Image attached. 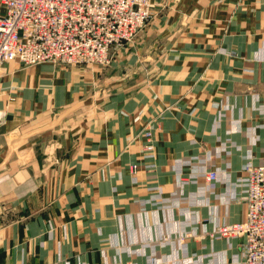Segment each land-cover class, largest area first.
<instances>
[{"label":"crops","instance_id":"0c3cea01","mask_svg":"<svg viewBox=\"0 0 264 264\" xmlns=\"http://www.w3.org/2000/svg\"><path fill=\"white\" fill-rule=\"evenodd\" d=\"M5 70L0 264H235L203 232L264 158V0H153L108 66Z\"/></svg>","mask_w":264,"mask_h":264},{"label":"built area","instance_id":"2783aa9c","mask_svg":"<svg viewBox=\"0 0 264 264\" xmlns=\"http://www.w3.org/2000/svg\"><path fill=\"white\" fill-rule=\"evenodd\" d=\"M0 6V79L6 65L15 61L25 66H108L153 16L152 0H0ZM142 137L147 141L144 149L153 152L152 130L146 129ZM221 173L210 170L206 183L216 182ZM243 173L244 221L217 223L203 236L237 239L235 264H264V158L259 164L248 163ZM232 199L237 200V194Z\"/></svg>","mask_w":264,"mask_h":264},{"label":"rangeland","instance_id":"374dc122","mask_svg":"<svg viewBox=\"0 0 264 264\" xmlns=\"http://www.w3.org/2000/svg\"><path fill=\"white\" fill-rule=\"evenodd\" d=\"M152 3H153V0H152ZM152 11H153V8H152ZM143 31H144V30H143ZM143 31H142V32H143ZM142 32H141V33H142ZM141 33H140V34H141ZM140 34H139V35H140ZM52 65H56V64H52ZM62 65H64V64H62ZM69 66H70V65H69ZM89 67H93V66H89ZM203 235H204V232H203ZM205 236H207V235H205ZM207 237H208V236H207ZM209 238H210V237H209ZM210 239H214V238H210Z\"/></svg>","mask_w":264,"mask_h":264}]
</instances>
